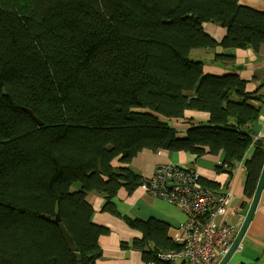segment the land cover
Wrapping results in <instances>:
<instances>
[{"label": "trees", "instance_id": "trees-1", "mask_svg": "<svg viewBox=\"0 0 264 264\" xmlns=\"http://www.w3.org/2000/svg\"><path fill=\"white\" fill-rule=\"evenodd\" d=\"M207 23L226 29L223 40ZM263 45L264 11L240 0H0V264H78L53 222L57 204L82 264H97L110 231L93 222L90 193L141 234L132 246L144 264H168L159 253L178 247L169 226L122 216L113 202L146 181L130 168L145 150L222 153L217 172L230 178L244 162L252 199L264 85L248 91L237 74H205L192 53L233 68L236 51ZM187 111L209 121L179 132Z\"/></svg>", "mask_w": 264, "mask_h": 264}, {"label": "crops", "instance_id": "crops-1", "mask_svg": "<svg viewBox=\"0 0 264 264\" xmlns=\"http://www.w3.org/2000/svg\"><path fill=\"white\" fill-rule=\"evenodd\" d=\"M240 4L258 11H264V0H240ZM204 29L208 35L218 42L223 40L227 32L223 27L212 23L205 24ZM192 55H194L193 59L202 60L205 63H210L213 58V52L211 51L196 50ZM203 71L205 74L215 76L237 74L247 81L248 91H254L257 87L264 85V45L261 46L257 54L251 50L236 51L233 68L205 64ZM208 121L209 114L207 113L187 111L184 118L175 122L174 127L179 132H184L191 122L206 123ZM253 128L256 135L255 139L264 140V102L261 103V113ZM222 161V153L215 156L205 155L194 160L184 152L172 153L166 150L158 152L145 150L133 159L130 168L145 180L153 176L157 166L164 164H176L198 172L203 180L217 184L219 186L217 191L221 193L232 192L231 206L234 213L227 217L226 222L229 225L241 228L252 200L245 194L246 169L244 162L238 163L234 170V176L230 178L227 173L217 172V167L221 165ZM238 195L241 199L239 204L236 203ZM88 200L94 209L93 222L108 228L110 231L108 236L100 239L103 255L97 261V264H144L141 252L132 246L134 239L140 238L141 234L131 229L120 218L103 212L102 207L105 201L101 195L90 193ZM113 202L122 216L133 220L155 218L167 224L169 226L168 236L171 239L182 233L179 226L185 222L186 215L178 207L152 197L140 187L132 194H128L125 189H121ZM234 216L239 217L238 223L230 224L229 219ZM218 221H221V219H218ZM122 243L128 244V247L121 248ZM228 264H264V192L241 243V250L233 255Z\"/></svg>", "mask_w": 264, "mask_h": 264}, {"label": "built area", "instance_id": "built-area-1", "mask_svg": "<svg viewBox=\"0 0 264 264\" xmlns=\"http://www.w3.org/2000/svg\"><path fill=\"white\" fill-rule=\"evenodd\" d=\"M201 180L194 170L164 164L157 166L153 176L140 186L186 215L179 226L182 233L173 237L178 247L159 253L160 260L168 264H220L240 229L226 222L234 213L232 192L214 191Z\"/></svg>", "mask_w": 264, "mask_h": 264}, {"label": "water", "instance_id": "water-1", "mask_svg": "<svg viewBox=\"0 0 264 264\" xmlns=\"http://www.w3.org/2000/svg\"><path fill=\"white\" fill-rule=\"evenodd\" d=\"M27 112L33 118L34 121H36L38 124H41V122L30 111H27ZM170 125H172V123ZM263 192H264V166H263V169H262V172H261L258 184H257L256 191H255L253 198L251 200V204H250V207L248 209L247 215L244 219V222L238 231V234H237V236L233 242L231 249L229 250L228 254L222 259L220 264H228V262L231 260L233 255L240 249V245H241V243H242V241H243V239H244V237H245V235L249 229V226L252 222L254 214H255L258 206H259ZM55 213H56V216H55L53 222H55L58 225L66 245L68 246L69 250L75 254V257L77 259L78 264H82L81 256L77 253L76 245H75L72 237L68 233L67 229L63 225L62 220L59 216V204L56 205Z\"/></svg>", "mask_w": 264, "mask_h": 264}, {"label": "rangeland", "instance_id": "rangeland-1", "mask_svg": "<svg viewBox=\"0 0 264 264\" xmlns=\"http://www.w3.org/2000/svg\"><path fill=\"white\" fill-rule=\"evenodd\" d=\"M192 57H194V55H192ZM207 65H211L210 63L208 64L207 63ZM141 188V187H140ZM240 194V193H239ZM240 198H239V195L236 197V203L237 204H239L240 203ZM163 201V200H162ZM166 202V201H165ZM167 203V202H166ZM245 215H246V213H245ZM238 219H239V217L238 216H234V217H231L230 219H229V223L230 224H237L238 223Z\"/></svg>", "mask_w": 264, "mask_h": 264}]
</instances>
